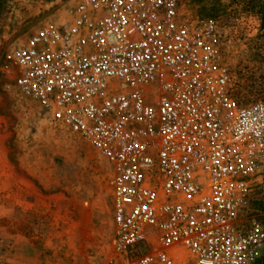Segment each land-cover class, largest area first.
Wrapping results in <instances>:
<instances>
[{"label": "built area", "instance_id": "obj_1", "mask_svg": "<svg viewBox=\"0 0 264 264\" xmlns=\"http://www.w3.org/2000/svg\"><path fill=\"white\" fill-rule=\"evenodd\" d=\"M13 89L104 158L105 264H258L241 221L264 169V101L240 103L212 18L179 0H79L6 56Z\"/></svg>", "mask_w": 264, "mask_h": 264}, {"label": "rangeland", "instance_id": "obj_2", "mask_svg": "<svg viewBox=\"0 0 264 264\" xmlns=\"http://www.w3.org/2000/svg\"><path fill=\"white\" fill-rule=\"evenodd\" d=\"M78 2L0 0V264H105L111 254L107 161L19 95L6 61L44 24H65ZM179 4L184 17L216 21L235 98L264 101V0ZM240 219L264 225V169Z\"/></svg>", "mask_w": 264, "mask_h": 264}, {"label": "crops", "instance_id": "obj_3", "mask_svg": "<svg viewBox=\"0 0 264 264\" xmlns=\"http://www.w3.org/2000/svg\"><path fill=\"white\" fill-rule=\"evenodd\" d=\"M262 263H264V252H263V255L261 257V260H260V262L258 264H262Z\"/></svg>", "mask_w": 264, "mask_h": 264}]
</instances>
